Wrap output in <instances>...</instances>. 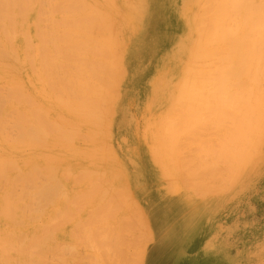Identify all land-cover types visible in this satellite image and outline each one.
Wrapping results in <instances>:
<instances>
[{
	"label": "bare ground",
	"instance_id": "bare-ground-1",
	"mask_svg": "<svg viewBox=\"0 0 264 264\" xmlns=\"http://www.w3.org/2000/svg\"><path fill=\"white\" fill-rule=\"evenodd\" d=\"M245 6L246 23L240 24L236 33L241 41L236 46L228 38L231 46L223 27L219 26L220 37L217 33L216 0H164L158 4L153 0H0V264H55L57 234L50 228L57 223V212L62 216L70 212L63 210L64 205L83 204L88 208H77L80 213L100 211L99 217L105 215L108 205L130 206L123 197L124 203L119 201L114 184L102 179L105 171H110L108 159L118 151L113 130L128 132L136 122L135 118L126 119L117 125L126 106L142 112L148 156L157 157L151 141L165 142L161 149L163 171L166 182H173L164 186L168 197L183 195L179 182L186 185L187 178L185 188L191 183L190 189L195 184L206 186L198 173L209 172L223 179L222 172L235 174L237 167H245L252 156L249 141L263 134L254 128V119L264 120V0H247ZM237 9L242 10L243 5ZM148 45L153 50L146 57L140 47ZM216 47L220 52L228 50L230 59L226 58L225 64L229 69L224 68L225 60L224 66L219 62L213 71L224 70L212 80L213 71L210 79V70L205 68L213 60L202 61L212 55L215 58ZM201 62L207 65L204 69ZM202 74L210 80L201 84ZM209 82L210 93L225 94L227 101H223L235 114L228 118L222 98L217 102L220 100L222 107L203 109L219 114L217 108L227 107L222 115L232 124L227 129L225 119L220 114V121L215 114L214 121L226 125L221 138L209 140L206 149H196L198 153L194 151L179 164L174 145L178 134L169 120L175 110L184 114L187 102L199 106V94L202 89L209 92ZM195 113L189 112L192 117ZM213 114L210 119H215ZM179 120L178 115L175 123ZM99 141L103 142L100 146L95 144ZM58 153L64 155L57 159ZM74 155L83 162L74 166L70 160ZM181 166L192 173L183 174ZM131 217L130 213L120 219L115 227L118 242L114 251L120 252L121 258L128 248L134 255L133 240L129 242L120 233ZM62 219V223L69 220ZM77 219L79 225L75 221L74 227L79 234L85 220ZM103 222L89 219L82 233L96 263H100L98 254L103 259L101 254L107 253L111 239L98 226ZM70 233L65 230L61 237L74 239L76 234ZM132 264L141 262L136 259Z\"/></svg>",
	"mask_w": 264,
	"mask_h": 264
},
{
	"label": "rangeland",
	"instance_id": "rangeland-1",
	"mask_svg": "<svg viewBox=\"0 0 264 264\" xmlns=\"http://www.w3.org/2000/svg\"><path fill=\"white\" fill-rule=\"evenodd\" d=\"M163 1L164 0H153V3L158 4ZM216 1L217 8L215 11V17L217 20V33L219 32L218 34H220V32H222V28L220 29V27H223V30L227 31V42H230L229 39L232 41L234 40V43H236L237 46L241 41L239 39L240 34H238L239 37L236 36V33L238 32L237 29L239 26L241 28V25L243 24L242 26H244V23H246L245 20H243L245 19L243 14L246 12L244 6L246 5L245 7H247V0ZM242 5L243 11L237 9L239 7L242 8ZM228 24H231L233 30L230 26H227ZM221 35L222 34H220L219 37ZM146 40L152 43V39L146 38ZM232 41L230 42L231 46L233 44ZM220 46L221 45L219 44L218 47ZM236 46L231 47V54L233 56L235 50L232 48L236 49ZM217 49V52H213V54H218H216L217 56H215V58H213L214 56L212 55V58L209 60L203 59L204 61H202L203 64H207L208 61L213 60L211 62L213 64H208V68H205L207 66L206 64L205 67L202 62L200 64L202 68L204 67L206 69V71L210 70L209 72L207 71L209 75L210 72L213 71L212 67L215 68L219 66L217 65L219 62H221L219 63L221 66H224L225 62L230 59L227 57L228 54L226 53L228 50L223 48L220 52L219 48ZM140 50L142 55L147 57L151 55L153 48L151 45H148L140 47ZM222 56L224 58H222ZM222 62L224 64H222ZM227 67L228 64L224 67L225 70ZM222 68L219 67V70L221 69L223 71L224 69ZM219 70H214V73L211 72L213 77L210 75L209 78L211 79L212 77L213 80V78H216L214 77L215 75L220 77L221 71ZM206 76L207 75L205 74L201 75V84L202 82L204 83L210 80H206ZM219 81V78L218 81L215 79V82L218 83ZM210 84L211 82H209L207 88L209 89V92L206 89L201 90L199 94L201 103L199 106L193 104V109V105L191 106L192 103L187 102V105L184 106L187 107L184 108L185 110L183 109L185 113L183 114L182 108H180L178 111H182L181 116V114L175 110L173 111L172 118L169 120L172 124L174 123V126L172 125V127H175V135L176 132L178 134V136L176 135L178 137L176 140L177 142H175L174 145H177L178 148L179 154L177 156L179 158V164H182L181 162H183V159L184 162H186L185 158L188 159L191 155L198 153L196 149H206L208 145H210L209 140H218L221 138L226 131L224 130L226 129V125L225 127H222V124L219 122V120L223 121L220 119V114L223 119H225L222 114L225 113L227 107L228 111L226 114L230 113V116L227 115L228 118L232 117V114L234 113V111L228 106L229 104L225 103V101H227L225 100V94L217 95V91L215 90L210 93ZM216 97H218L217 100ZM220 98H222V101L225 100L223 102L227 107L225 108L224 106L222 109L217 108L220 110V113L217 114L218 111L214 113L219 115V120L214 121L216 120V115L213 114L211 110L203 108L216 110V105L222 104L223 106V103L220 102V100L219 103H217ZM202 103L205 104L202 105ZM206 104H208V107H206ZM189 105V112L196 111L194 114L195 117H192L189 114L187 110ZM201 105L202 107H200ZM122 110L126 115L124 113L121 114V119L117 124L118 126L126 119L135 118L136 122L132 129L128 128V132L122 131L124 132L122 133L118 128L113 130V137H115L114 145L115 148L118 146V151L108 159L110 171H105V175H102V179L105 178V183H112L115 185L113 191L117 192L119 201L122 200L120 197H123L127 201L128 206L130 205L129 207L132 211H130L131 209H129V207L125 206V203L123 202L124 200L121 201L124 203L121 204V206H118L117 204L108 205V210L105 212V215L101 217L98 215L100 214V211L98 213L90 211L92 214L89 213L87 215L82 214L88 208H85L83 204L64 205L63 210H69L70 212H65L64 216H62V213L57 212V223H54L55 226L50 228L57 234L55 264H132L136 259L139 260L141 264H264V120L261 118L254 119V128L256 129L257 126V130L263 132V134H261L262 137L256 139L252 136L253 139L249 141V147L253 144L252 148L248 150L252 156H250V159H247L250 163L247 162L244 168L242 167V169H240L237 167L238 171L235 169L238 173L241 172L240 174L237 172L234 174L235 171L229 173L222 172L221 177L223 179H219L220 177L218 178L217 174L209 172H203L204 174L193 172V174L196 175L200 174L199 178L202 177L203 181H200L197 178L198 176L193 175L196 177L195 179H198L202 184L207 183L210 187H207V185L204 186V184L201 185L194 183L195 187L190 189V186H193L191 181L192 179L193 181L195 179H191L189 176V179H191V181H189L191 183L189 187L185 188L188 183V178L187 181H185L186 185L181 184L183 181L179 182V187L184 188V191L180 192L183 193V195L176 194L172 199V197L166 195V188L164 187L167 184H173V182H166L167 175L163 171L165 166L163 164L164 157L161 155V149L165 142L163 140L157 141V139L151 141L149 145L157 157L155 160L148 156L145 137H143L144 125L142 112L136 111L135 108L127 106ZM142 111H145V109ZM205 113L208 114L206 115ZM212 114L215 119H210L212 118ZM178 115L180 118L179 123H175V119ZM229 119H225L226 124H228L227 129H229L232 124ZM176 122L178 121L176 120ZM157 127H159V125H157ZM214 130L219 133V135L214 132ZM122 136L125 138L120 140ZM102 143L103 142L99 141L95 144L100 146ZM194 151L196 152L194 153ZM63 155L64 154L58 153L57 159L61 158ZM115 157L119 159L120 163H117ZM101 159L102 157H100V160ZM70 160L74 166H77L76 164L78 162H83V160L77 155L72 156ZM156 161H159L160 166L157 165ZM191 165H193V163ZM181 167L183 168V166ZM180 170L183 171V174H185V172L187 175L192 173H187V169L185 170L184 168ZM183 174L181 173V175ZM236 174H238V176L234 177ZM204 175H206V177H204ZM231 175L233 176L231 177ZM186 177V175L182 176V180ZM213 178H215V180L218 179L219 181H215ZM214 181L216 183H213ZM194 182H196V180ZM105 186L109 188L107 184ZM33 207L40 208L41 205H34ZM77 208H81V211L84 209V211L80 213V210ZM92 208L97 207L93 206ZM118 208L120 210L119 213L117 212ZM75 209L79 211L77 212ZM130 213L133 217H131L130 220H126L127 226H124L120 230V233L122 238L125 236L126 239H129V242L133 240L132 249L134 255H132L128 248L121 258L120 252L118 253L117 251H114L118 242V233L115 227L120 219L129 216ZM93 215L98 216L94 217ZM79 217L83 218V221L85 220V223L82 224L81 227L82 233L84 232L83 228L88 224L89 219L97 218L104 220L103 223H98V226L104 228L105 232L111 236V239L106 248L108 250L107 253L101 254L103 259H101L98 254L100 263L95 262V253L91 246L85 243L83 234H76L78 231H76L74 224L75 221L77 224L79 223L78 221H80V219H77ZM59 218H61V220ZM62 218H67L70 222L67 220L65 221L67 223H62ZM65 230H67L69 234H71V230L72 234H76V237L69 240L65 238L63 239L61 234L64 233ZM60 243L64 244L65 247L61 248L62 244L59 245ZM62 259L65 262H62ZM119 259H124L125 263H118L117 261Z\"/></svg>",
	"mask_w": 264,
	"mask_h": 264
}]
</instances>
